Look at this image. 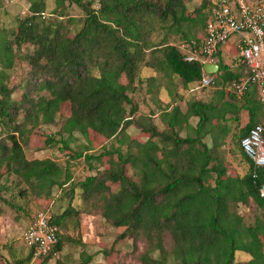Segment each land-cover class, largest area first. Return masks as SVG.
Segmentation results:
<instances>
[{
	"label": "trees",
	"instance_id": "trees-1",
	"mask_svg": "<svg viewBox=\"0 0 264 264\" xmlns=\"http://www.w3.org/2000/svg\"><path fill=\"white\" fill-rule=\"evenodd\" d=\"M63 1L83 13L75 33L69 31L72 20L63 18V8L55 20H45V2L30 0L29 15L19 20L11 42L0 49V205L19 209L16 198H52L56 189L69 185L71 199L79 190L86 212L124 229L117 239L145 243L139 264H236L238 251L249 255L242 264H264V197L259 193L264 167H256L240 145L250 128L264 126V104L255 85L239 97L231 90L239 77L223 63L219 51L212 55L217 71L207 74L204 63L185 61L186 50L178 47L183 40L199 43L189 27L200 24L206 31L212 1L201 0L191 12L190 0H58ZM158 28L164 38L154 42ZM170 34L180 35L179 42L170 43ZM24 45L32 47L31 52L18 57L29 70L11 83L12 46ZM144 67L178 78L183 87L212 88L214 98L189 100L184 112L175 105L163 109L161 129L150 117L137 116L130 96ZM208 77L209 85L200 86ZM64 103L69 114L60 130L46 134L41 127L56 120ZM243 111L248 121L241 125ZM129 126L139 129L145 140L127 133ZM182 127L185 136L179 135ZM91 133L101 144L109 141L98 153L93 152ZM34 134L42 135L43 147L64 153L66 163L28 159L25 148ZM75 134L85 141L80 150L70 146ZM230 139L236 140L248 165L243 174H230L218 151ZM80 158L90 168L94 162L106 167L75 181L70 162ZM250 205L253 221L240 213ZM78 210L70 201L60 215H51V221L58 227ZM61 245L58 235L55 252ZM111 251L103 253L109 256ZM30 258L31 252L19 263ZM92 260L93 254L82 250L76 261L57 264Z\"/></svg>",
	"mask_w": 264,
	"mask_h": 264
},
{
	"label": "rangeland",
	"instance_id": "rangeland-1",
	"mask_svg": "<svg viewBox=\"0 0 264 264\" xmlns=\"http://www.w3.org/2000/svg\"><path fill=\"white\" fill-rule=\"evenodd\" d=\"M45 2V12L43 18L45 20H55L57 10L63 8L65 20L67 18L72 21L68 23L70 33H75L81 26L82 11L76 5H69L68 1L59 3L58 0H43ZM264 5V0H254ZM30 0H0V49L10 43L18 22L20 19L29 15ZM200 5V4H199ZM97 7V4L94 5ZM196 8L195 5H193ZM62 19V18H60ZM68 20V19H67ZM203 28L200 24L190 26L189 34L193 37L200 36L203 33ZM164 38V32L157 29L153 34L152 39L158 42ZM180 40V35L170 34L168 41L176 44ZM14 57L13 67L9 71L10 82H19L29 70L28 64L18 57V54H25L31 52L28 45L16 49L12 46ZM0 63V69H1ZM164 73L157 72L156 69L144 67L139 79L134 86L136 91L131 92L130 96L136 104L138 111L137 116L150 117L154 124L163 129L165 124L161 119V112L163 109L169 111L174 105L178 106L181 112L186 109V103L192 99H200L208 102L213 94L212 88L198 89L190 92L191 85L183 87L178 78H168ZM154 78V79H152ZM190 95L192 98L189 99ZM20 91H17L19 97ZM188 97V98H186ZM161 101H160V100ZM189 99V100H187ZM164 101V102H163ZM244 112V111H243ZM241 113V125L248 121V116L245 117ZM69 114V105L64 103L61 105L56 120L50 125H43L41 128L46 134L56 133L60 130L63 122ZM191 119V122H194ZM264 123V120H263ZM127 133L131 134L140 141L145 140V136L140 134L139 129L135 126H129L126 129ZM186 130L179 129V135L185 136ZM98 135L91 133L93 152L98 153L100 147L107 145L109 141L104 144L97 142ZM43 137L34 134L32 144L25 148V155L28 159H45L50 158L61 165L66 162V156L60 152L57 147L45 148L43 147ZM84 140L75 134L74 140L70 146L75 150H80L84 144ZM219 153L225 159V163L230 174H243L247 171L248 165L243 162L240 150L237 147L236 140L230 139L226 145L219 148ZM106 166H101L97 162L92 164L90 168L82 158L70 162V170L75 181L82 180L86 176L93 175L101 171ZM127 174H131V170L127 169ZM13 178V177H11ZM114 185L113 187H115ZM75 209H79L77 214H70L72 216L66 217L61 226L62 229V245L61 252L57 256H53L46 264H57V261L68 260L74 262L78 259L82 250L93 254L91 264H139V255L145 251V243L142 241L133 242L131 238L124 237L117 239L123 233V228H116L109 225L102 216L86 212L82 207L83 203L79 198V190H75L73 199L69 195V185L66 187L56 189L53 192V197L50 202L44 199H37L33 196H26L16 198L14 203L19 205L17 209L9 208L6 205H0V264H21L27 256L26 248L21 240L30 216L37 210H46L50 215H60L67 207L69 202ZM50 206V208L48 207ZM48 210V211H47ZM240 213L247 221H253L254 207H241ZM105 250H112L109 256L104 255ZM249 259V255L238 251L235 253V263L242 264ZM25 264H30L29 262Z\"/></svg>",
	"mask_w": 264,
	"mask_h": 264
},
{
	"label": "built area",
	"instance_id": "built-area-1",
	"mask_svg": "<svg viewBox=\"0 0 264 264\" xmlns=\"http://www.w3.org/2000/svg\"><path fill=\"white\" fill-rule=\"evenodd\" d=\"M211 14L206 34L197 45L184 44L185 61L212 63L214 55L227 40L239 37L238 52L247 75L232 83L231 90L239 97L250 85H255L260 102L264 104V5L254 0H211ZM212 78H203L200 86H207ZM264 126L254 125L241 139L243 152L256 167H264ZM264 197V186L259 189ZM58 227L45 210H37L22 234L24 244L34 259L55 256Z\"/></svg>",
	"mask_w": 264,
	"mask_h": 264
},
{
	"label": "crops",
	"instance_id": "crops-1",
	"mask_svg": "<svg viewBox=\"0 0 264 264\" xmlns=\"http://www.w3.org/2000/svg\"><path fill=\"white\" fill-rule=\"evenodd\" d=\"M201 3V0H190L189 2H187V8H188V10L191 12V11H193L195 8L193 7V5H195L196 6V8L199 6V4ZM209 18H210V16H208V21H209ZM205 34H206V31H204V33H202V35H200V36H196V37H198V41H199V43H200V41L204 38V36H205ZM190 42H193V41H190ZM238 43H239V37L237 36V35H233V36H231L228 40H227V42H225L221 47H220V49L218 50L219 51V57L222 59V61H223V63L224 64H226L228 67H229V69L233 72V73H235V74H237L238 75V77H239V79H241V78H243L244 76H246V66L244 65V64H241V62H240V60H239V52H238ZM185 44V41L183 40V41H180V43H178V47H179V49L180 50H182V51H185V49L182 47L183 45ZM212 63H215V64H217L216 63V59H215V61H213ZM191 86H192V88H190V92H194V91H196V90H198V89H196L197 88V86L198 85H192L191 84ZM187 88H189V87H187ZM186 93H187V91H186ZM187 96H189V99H191L192 97L190 96V95H188V93H187ZM186 98H188V97H186ZM214 98V95L212 94L211 95V97H210V100L209 101H211L212 99ZM189 99H187V100H189ZM160 100V99H159ZM195 100H200V99H195ZM161 101V100H160ZM200 101H202V100H200ZM208 101V102H209ZM164 102V101H163ZM205 102V101H204ZM244 113V116L245 117H247L248 116V114H247V112H243ZM192 124L193 123H195V121L194 122H191ZM182 130H185V128L184 127H182L181 128ZM205 140H206V142L209 144V145H211L212 144V138H211V136H207L206 138H205ZM37 199H44V201H48V202H50L51 201V199L52 198H44V197H42V198H37ZM49 208H50V206H48ZM45 210V209H44ZM46 211V210H45ZM48 211V210H47ZM36 212V211H35ZM35 212H33V214L30 216V220H29V222H28V224H27V227L29 226V224L31 223V221H32V219H33V217H34V214H35ZM1 217V216H0ZM0 224H1V221H0ZM26 227V228H27ZM25 228V229H26ZM58 231H59V236H61L62 235V229H61V226H60V224H59V226H58ZM21 240H22V235H21ZM22 243L24 244V242H23V240H22ZM24 247L26 248V251H27V255L29 254V252H31L30 250H29V248H27V246L24 244ZM61 250H62V248L60 247V251H58V252H56V254H55V256H57L58 254H60V252H61ZM53 257V256H52ZM51 257V258H52ZM50 258V259H51ZM79 258V257H78ZM46 258L44 257V258H37V259H34V258H32V256H31V258H30V260H29V263L30 264H40V262L42 261V260H45ZM49 259V260H50ZM49 260H47L44 264H46Z\"/></svg>",
	"mask_w": 264,
	"mask_h": 264
},
{
	"label": "water",
	"instance_id": "water-1",
	"mask_svg": "<svg viewBox=\"0 0 264 264\" xmlns=\"http://www.w3.org/2000/svg\"><path fill=\"white\" fill-rule=\"evenodd\" d=\"M205 73L212 74L215 73L218 69V65L215 63H205L203 66Z\"/></svg>",
	"mask_w": 264,
	"mask_h": 264
}]
</instances>
